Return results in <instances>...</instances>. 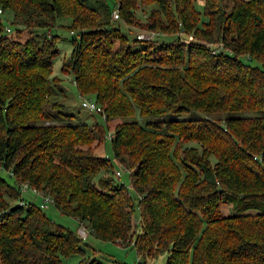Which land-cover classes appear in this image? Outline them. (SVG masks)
<instances>
[{"label": "trees", "instance_id": "obj_1", "mask_svg": "<svg viewBox=\"0 0 264 264\" xmlns=\"http://www.w3.org/2000/svg\"><path fill=\"white\" fill-rule=\"evenodd\" d=\"M199 3L0 0V264H101L46 206L139 264H264V0ZM55 26L72 33L59 71L101 123L61 102ZM109 127L111 160L95 152Z\"/></svg>", "mask_w": 264, "mask_h": 264}, {"label": "rangeland", "instance_id": "obj_2", "mask_svg": "<svg viewBox=\"0 0 264 264\" xmlns=\"http://www.w3.org/2000/svg\"><path fill=\"white\" fill-rule=\"evenodd\" d=\"M194 8L201 14V5L199 0H194ZM118 18V17H117ZM201 18V15H200ZM67 21L65 18H60L57 20V24H65ZM137 28V27H136ZM135 27L125 26L122 23L119 24V30L122 33H126L129 38H133L136 34L144 32L141 29H136ZM50 34H55L58 36V40L55 43V48L57 50L56 56L52 60L50 77L57 78L60 88L62 89L63 96H61V102L66 107L67 111L70 112L74 116V118L80 122H84L86 124L91 123H101L102 119L98 113L88 112L79 107L80 96L77 94L72 82L71 76L66 74H61L59 71V66L61 63V59L65 58L70 50L69 45V37L72 35L70 32L63 27L55 26L49 29ZM140 35V34H139ZM159 42V40H158ZM84 100H90L92 102V96H81ZM111 127L108 128V132ZM107 130H104L103 142L100 146L95 150L98 155H104L111 160L110 151L108 146V140L106 139ZM112 173L115 171L120 172L119 179H115L113 174H111V178L115 183L122 184L128 193H131L128 183V175L127 172H124L122 167L118 166L112 161ZM4 179L7 182L11 180L4 176ZM25 199H32L31 195L28 193L21 194ZM36 200V199H34ZM37 201V200H36ZM43 213L48 217L50 221L54 224L61 225L71 230L74 234H76V230L78 228L77 223L66 216L59 215L56 210L50 206H46ZM228 211L227 207H222V212L226 213ZM138 219L137 211L134 210L132 214V220L135 222ZM77 235V234H76ZM87 247L86 257L89 259L95 258L101 264H116L117 262H123L126 264H139L137 257L130 246L121 247L116 242H105L99 241L90 235H87L86 238L82 241ZM164 253L159 254L154 259L145 262V264H162L164 260ZM79 257L71 256L63 260V264H76L79 261Z\"/></svg>", "mask_w": 264, "mask_h": 264}, {"label": "built area", "instance_id": "obj_3", "mask_svg": "<svg viewBox=\"0 0 264 264\" xmlns=\"http://www.w3.org/2000/svg\"><path fill=\"white\" fill-rule=\"evenodd\" d=\"M117 17H118L117 16V11H116V8H114L112 10V12H111V18L112 19H117ZM139 34L135 35V37L137 39H139V40H152L153 38L157 37V35H158L157 32H154V31H144V32L139 33ZM187 38H189V36H187ZM79 106H80V108H82V109H84V110H86L88 112L98 113L101 116V118L103 116L101 114L100 107H98L95 104V102H92L90 100H84L81 96H80ZM106 137L110 138L111 137V132L107 131ZM122 169H123L124 172H127V170L125 168H122ZM113 177L116 180L119 179L120 172H118V171L113 172ZM29 190H31V189H29L25 183H21L20 185H18L19 193H22V192H25V191H29ZM39 200H40L39 207H44V206H46V204H50L51 201H52L51 198L49 196H47V195H41ZM76 234L80 238H85L87 236V232L85 231V229L81 225H78V228L76 230Z\"/></svg>", "mask_w": 264, "mask_h": 264}]
</instances>
